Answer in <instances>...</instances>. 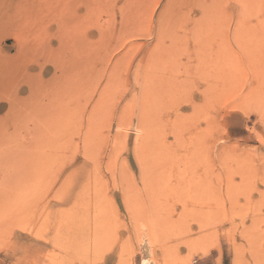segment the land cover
I'll list each match as a JSON object with an SVG mask.
<instances>
[{
	"label": "rangeland",
	"instance_id": "1",
	"mask_svg": "<svg viewBox=\"0 0 264 264\" xmlns=\"http://www.w3.org/2000/svg\"><path fill=\"white\" fill-rule=\"evenodd\" d=\"M170 1L0 0V264H264V0Z\"/></svg>",
	"mask_w": 264,
	"mask_h": 264
},
{
	"label": "bare ground",
	"instance_id": "2",
	"mask_svg": "<svg viewBox=\"0 0 264 264\" xmlns=\"http://www.w3.org/2000/svg\"><path fill=\"white\" fill-rule=\"evenodd\" d=\"M215 1L216 0H172L169 3H170V8L172 6L174 7V6L179 5V7H177V8L174 7L176 9L175 12L180 18L185 19V21L187 22V21L194 19V18H197L199 16H201V17L204 16L208 11L211 10L212 3ZM212 13H214V12H212ZM196 22H198V21H196ZM199 27H201V26H199ZM144 247L149 249L147 247V245H145Z\"/></svg>",
	"mask_w": 264,
	"mask_h": 264
}]
</instances>
